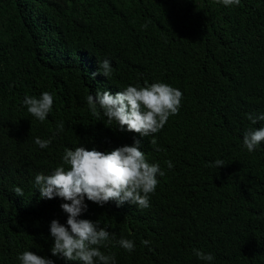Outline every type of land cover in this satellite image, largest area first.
Listing matches in <instances>:
<instances>
[{"label":"trees","instance_id":"1","mask_svg":"<svg viewBox=\"0 0 264 264\" xmlns=\"http://www.w3.org/2000/svg\"><path fill=\"white\" fill-rule=\"evenodd\" d=\"M104 59L110 79L99 72ZM145 81L183 92L179 113L153 137L91 114L87 95ZM44 91L54 104L40 122L23 100ZM248 114H264V0H0V264H21L24 251L81 264L52 255L51 221L66 225L67 214L61 198L41 197L35 176L62 165L66 148L111 151L137 139L165 175L145 209L85 199L80 218L114 237L101 251L115 264H264V141L253 152L243 145L264 120ZM37 137L51 143L41 148ZM216 159L226 165L207 166Z\"/></svg>","mask_w":264,"mask_h":264},{"label":"clouds","instance_id":"2","mask_svg":"<svg viewBox=\"0 0 264 264\" xmlns=\"http://www.w3.org/2000/svg\"><path fill=\"white\" fill-rule=\"evenodd\" d=\"M224 6H239L241 0H216ZM147 29L148 23L141 26ZM99 72L110 77L113 74L109 59L100 61ZM97 73H92L95 77ZM183 92L167 83L155 82L145 86L129 85L125 89L112 94L110 91L97 90L96 94L86 96V102L91 114L101 120L107 117L106 125L115 121L121 131L135 132L145 137H153L167 123L170 116L177 115L182 107ZM23 104L28 113L44 122L52 111L54 97L44 91L39 97L25 96ZM99 109V110H98ZM252 124L264 120V114L255 116L248 114ZM59 131L64 130V122L57 124ZM264 141V127L248 129L243 136V145L253 152ZM41 148H47L51 140L35 139ZM157 141L150 139L151 145ZM157 151L160 149L157 148ZM63 163L57 166L51 174H37L35 184L42 198H61L64 202L61 209L67 214V224L54 219L50 224V233L54 239L51 247L53 256L68 261H80L81 264H115V256L105 254L101 247H108L114 237L104 227H99L97 221L80 218L87 210L85 199L100 206L109 201H116L118 206L130 203L140 209L149 207V196L154 193L159 183L158 176H164L159 163H149L141 150V141L135 140L131 145H124L111 151L89 150L84 146L74 150L66 148L62 157ZM168 168L174 167L171 160L165 162ZM222 159H216L207 166L221 168L225 166ZM67 166V167H65ZM18 196H23V190L17 186L13 189ZM150 241L143 240L148 245ZM118 244L132 252L134 241L121 238ZM194 254L202 261L211 262L212 253L193 249ZM21 264H55L53 259L38 255L34 251H24L18 255Z\"/></svg>","mask_w":264,"mask_h":264}]
</instances>
